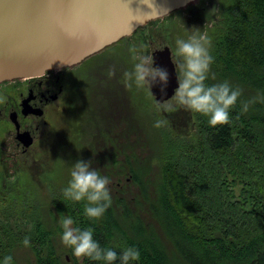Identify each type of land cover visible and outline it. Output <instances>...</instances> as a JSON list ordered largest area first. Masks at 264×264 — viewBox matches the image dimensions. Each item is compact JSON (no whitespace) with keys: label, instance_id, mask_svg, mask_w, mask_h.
<instances>
[{"label":"trees","instance_id":"1","mask_svg":"<svg viewBox=\"0 0 264 264\" xmlns=\"http://www.w3.org/2000/svg\"><path fill=\"white\" fill-rule=\"evenodd\" d=\"M219 9L206 83L218 79L242 90L230 123L213 127L194 113V138L181 139L163 124L157 141L135 137L131 149L127 141L119 147L123 157L100 158L107 160L101 175L118 182L99 220L85 216L84 201L64 198V184L46 186L51 208L61 215L64 207L74 226L91 227L102 247L137 248L140 259L132 264H264V0H220ZM46 204L1 199L0 264L12 252L11 264H18L14 249L25 237L35 264H102L62 255L44 227ZM12 221L19 234L10 233Z\"/></svg>","mask_w":264,"mask_h":264},{"label":"flooded vegetation","instance_id":"2","mask_svg":"<svg viewBox=\"0 0 264 264\" xmlns=\"http://www.w3.org/2000/svg\"><path fill=\"white\" fill-rule=\"evenodd\" d=\"M180 10L166 16L172 17ZM140 29L129 36L136 37ZM129 36L76 64L0 82V189H19L22 169L27 163L31 167L37 164L38 155L45 151L44 145L61 142L63 159L75 154L91 159L96 168L101 166L100 158L115 157L118 142H128L129 136L131 140L134 138L128 125L133 121L132 110L128 108L127 112L120 97L123 90L151 88L125 87L123 73L133 67L126 51V46H131L129 41L126 43ZM156 45L161 49L169 47L174 61L172 46ZM112 68L115 75L110 77L108 72ZM108 90H112L111 95ZM116 96L119 98L115 101ZM69 110L75 111V116L69 112L73 121L63 125L65 130L60 119ZM117 119L124 125L117 126Z\"/></svg>","mask_w":264,"mask_h":264},{"label":"water","instance_id":"3","mask_svg":"<svg viewBox=\"0 0 264 264\" xmlns=\"http://www.w3.org/2000/svg\"><path fill=\"white\" fill-rule=\"evenodd\" d=\"M196 0H0V82L39 75L76 64L132 35L153 19ZM155 66L169 74L166 95H174L178 72L169 47L152 45Z\"/></svg>","mask_w":264,"mask_h":264},{"label":"clouds","instance_id":"4","mask_svg":"<svg viewBox=\"0 0 264 264\" xmlns=\"http://www.w3.org/2000/svg\"><path fill=\"white\" fill-rule=\"evenodd\" d=\"M210 48L211 41L207 33H202L199 27L187 39L175 40L173 56L178 70V86L170 101L156 103L158 112L172 113L183 108L207 116L209 125L213 127L230 123V110L236 105L242 90L233 88L227 81L212 85L206 83L214 62ZM129 50L132 53L133 67L123 73L125 87L130 89L135 85L138 89H144L161 84V92L166 95L168 72L155 66L151 54H144L135 46ZM108 75L114 76L115 69H110ZM251 103H255V100L244 102L241 111L247 112ZM164 123L167 121L159 120L155 126L160 127ZM70 176L67 187L63 189L64 198L74 202L84 201V214L90 220L102 218L112 204L109 177L101 175L92 167L91 159L83 158L74 163ZM59 222L63 230L62 244L71 248L73 255L80 260L86 257L102 264H132L140 259V251L135 247H127L120 253L112 248L102 247L94 239V230L91 227L81 229L74 226L75 222L70 215H62ZM23 243L26 247L30 245L27 237ZM11 262V256L4 257L3 264Z\"/></svg>","mask_w":264,"mask_h":264},{"label":"rangeland","instance_id":"5","mask_svg":"<svg viewBox=\"0 0 264 264\" xmlns=\"http://www.w3.org/2000/svg\"><path fill=\"white\" fill-rule=\"evenodd\" d=\"M219 1L220 0H196L187 6L181 8L180 11L175 13L172 17H160L157 19L151 20V22L142 26L140 29V33L136 37L129 36V39L126 40L131 43L130 47L126 46V51L129 57L132 60V53L130 52V48L135 46L141 49L144 54H151V48L153 43L158 44L160 46H172L171 49L175 50V40L177 38L187 37L195 31L197 27H199L202 33H207L208 38L211 41L210 30L215 23H217L220 17V9H219ZM210 17V21L209 20ZM172 22V20H174ZM131 37V38H130ZM151 47V48H150ZM133 61V60H132ZM210 72V71H209ZM210 80V79H209ZM215 81L216 83H222L221 80H212L211 83ZM207 82V84H211ZM212 85V84H211ZM151 90H123V94L120 98H122V103H124L125 107L130 108L132 110L133 121H129L128 125L133 127V136L131 140V136H129V141L127 144H130V149L134 143H136L135 137L140 141L144 140H152L157 141L160 139L159 130L160 127H156V123L159 120H166L167 123H164L169 126V130L174 134L179 136L181 139L194 138L196 136V121L194 117L195 112H191L189 110H185L183 108H179L178 110L168 113L156 110V103L158 102L153 94H151ZM112 94V90H108V95ZM111 98V96H109ZM173 97V96H172ZM171 97V98H172ZM119 98L116 96L115 101ZM171 98L162 101L160 103L170 101ZM67 114L61 117L60 121L63 129L67 130L63 125L67 122H72L73 119L70 116L71 113L74 114L75 111L69 110ZM70 112V114H69ZM134 112V113H133ZM75 116V114H74ZM76 118V117H75ZM129 118V115H128ZM1 121V120H0ZM124 123L120 122L117 119V126H123ZM135 129L140 135L135 134ZM9 137V136H8ZM168 136H165L167 139ZM72 138V136H70ZM138 141V142H140ZM155 142H151L152 144ZM77 146V144H75ZM120 145V146H119ZM125 145L124 142L116 145L118 149L117 155L123 153L120 151L119 147ZM128 146V145H127ZM44 153H41L37 157V164L31 167V163H27L25 168L22 169V180L21 186L17 190H3L0 189V204L1 199L4 197H9L13 201L28 203L32 198L35 199L36 204H46L44 218H42L45 223L44 227L51 229L54 232V244L56 248L62 252L64 257L69 259V262L74 263V255L71 248L66 247L61 242L62 235V227L60 225V218L62 215L66 214V210L62 207V210L59 211L62 213L61 215L58 213L56 207L49 204V197L51 198L52 192L46 186L48 183L55 182L58 184H64L65 187L68 185V181L71 179L70 172L74 163L83 157H78V155L72 154V157L63 159L60 156V151L62 150V143L58 144H50L44 145L43 149ZM50 151V152H49ZM129 153H132L129 151ZM67 157V156H66ZM116 157V155H115ZM100 164H105L107 160L100 159ZM93 167V164H92ZM96 169L101 173V167L96 166ZM107 170V169H105ZM106 175H110L109 172H104ZM54 178V180L52 179ZM117 181V180H116ZM118 182V181H117ZM123 183V181H121ZM115 183H113L114 185ZM111 183L109 188L113 190ZM48 187V186H47ZM113 192H117L113 190ZM10 194V195H8ZM60 206V205H59ZM59 206H57L59 208ZM52 211L54 214L52 215ZM34 212V211H33ZM41 212V211H40ZM20 222L23 219H19ZM6 221L3 219V223ZM13 222V221H12ZM17 222H13L12 225L9 226L10 233L14 232L19 234L20 229L17 227ZM4 227V224H2ZM1 226V224H0ZM13 256V252L11 253V257ZM14 256L18 264H35V259L33 255L32 247H26L22 240L18 241V245L14 249Z\"/></svg>","mask_w":264,"mask_h":264}]
</instances>
